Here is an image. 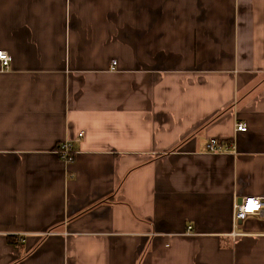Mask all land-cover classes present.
<instances>
[{
	"label": "crops",
	"instance_id": "0c3cea01",
	"mask_svg": "<svg viewBox=\"0 0 264 264\" xmlns=\"http://www.w3.org/2000/svg\"><path fill=\"white\" fill-rule=\"evenodd\" d=\"M0 51V264H264V0H0Z\"/></svg>",
	"mask_w": 264,
	"mask_h": 264
},
{
	"label": "built area",
	"instance_id": "2783aa9c",
	"mask_svg": "<svg viewBox=\"0 0 264 264\" xmlns=\"http://www.w3.org/2000/svg\"><path fill=\"white\" fill-rule=\"evenodd\" d=\"M11 57L8 53L0 51V71H7L9 69ZM116 65L115 62L111 63V69ZM238 130L244 131L243 125H238ZM82 135H78L81 138ZM211 153H225L222 145L215 142L210 143ZM56 154L59 159L64 163H70L73 161V143L65 141L58 145ZM256 219L264 221V189L251 191L248 195H235L233 201V223L236 227L237 223H245L247 220ZM237 235V233H234Z\"/></svg>",
	"mask_w": 264,
	"mask_h": 264
},
{
	"label": "water",
	"instance_id": "95a60500",
	"mask_svg": "<svg viewBox=\"0 0 264 264\" xmlns=\"http://www.w3.org/2000/svg\"><path fill=\"white\" fill-rule=\"evenodd\" d=\"M240 226H243L244 225V223L243 222H240V223H238Z\"/></svg>",
	"mask_w": 264,
	"mask_h": 264
},
{
	"label": "rangeland",
	"instance_id": "374dc122",
	"mask_svg": "<svg viewBox=\"0 0 264 264\" xmlns=\"http://www.w3.org/2000/svg\"><path fill=\"white\" fill-rule=\"evenodd\" d=\"M55 151H56V149H55ZM58 156V155H57Z\"/></svg>",
	"mask_w": 264,
	"mask_h": 264
}]
</instances>
